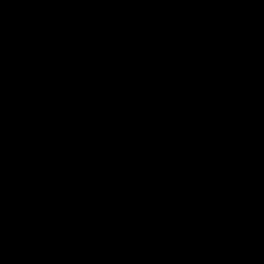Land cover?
<instances>
[{
    "label": "water",
    "instance_id": "1",
    "mask_svg": "<svg viewBox=\"0 0 264 264\" xmlns=\"http://www.w3.org/2000/svg\"><path fill=\"white\" fill-rule=\"evenodd\" d=\"M0 264H264V0H0Z\"/></svg>",
    "mask_w": 264,
    "mask_h": 264
}]
</instances>
